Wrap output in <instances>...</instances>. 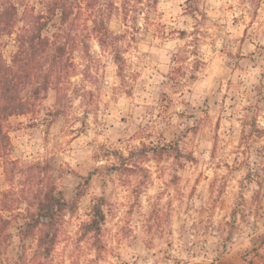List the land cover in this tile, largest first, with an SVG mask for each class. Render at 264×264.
I'll list each match as a JSON object with an SVG mask.
<instances>
[{
    "label": "clouds",
    "instance_id": "1",
    "mask_svg": "<svg viewBox=\"0 0 264 264\" xmlns=\"http://www.w3.org/2000/svg\"><path fill=\"white\" fill-rule=\"evenodd\" d=\"M0 264H264V0H0Z\"/></svg>",
    "mask_w": 264,
    "mask_h": 264
}]
</instances>
